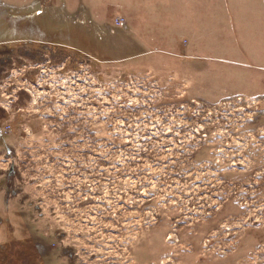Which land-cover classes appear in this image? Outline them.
I'll return each mask as SVG.
<instances>
[{
    "label": "rangeland",
    "instance_id": "374dc122",
    "mask_svg": "<svg viewBox=\"0 0 264 264\" xmlns=\"http://www.w3.org/2000/svg\"><path fill=\"white\" fill-rule=\"evenodd\" d=\"M0 264H264V0H0Z\"/></svg>",
    "mask_w": 264,
    "mask_h": 264
},
{
    "label": "built area",
    "instance_id": "2783aa9c",
    "mask_svg": "<svg viewBox=\"0 0 264 264\" xmlns=\"http://www.w3.org/2000/svg\"><path fill=\"white\" fill-rule=\"evenodd\" d=\"M30 8H33V7L30 6ZM120 24H121V22H118L117 25H116V27L121 26Z\"/></svg>",
    "mask_w": 264,
    "mask_h": 264
},
{
    "label": "trees",
    "instance_id": "16d2710c",
    "mask_svg": "<svg viewBox=\"0 0 264 264\" xmlns=\"http://www.w3.org/2000/svg\"><path fill=\"white\" fill-rule=\"evenodd\" d=\"M25 23H27V22H25Z\"/></svg>",
    "mask_w": 264,
    "mask_h": 264
}]
</instances>
